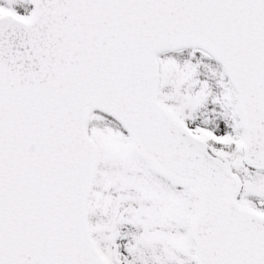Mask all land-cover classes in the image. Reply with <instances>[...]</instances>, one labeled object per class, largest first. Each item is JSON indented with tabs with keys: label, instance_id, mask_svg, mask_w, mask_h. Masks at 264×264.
Returning <instances> with one entry per match:
<instances>
[{
	"label": "snow or ice",
	"instance_id": "obj_1",
	"mask_svg": "<svg viewBox=\"0 0 264 264\" xmlns=\"http://www.w3.org/2000/svg\"><path fill=\"white\" fill-rule=\"evenodd\" d=\"M0 264H264V0H0Z\"/></svg>",
	"mask_w": 264,
	"mask_h": 264
}]
</instances>
